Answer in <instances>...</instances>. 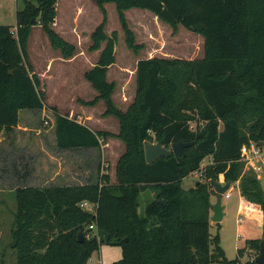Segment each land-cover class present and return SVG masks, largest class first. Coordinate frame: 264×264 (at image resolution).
<instances>
[{
  "label": "trees",
  "instance_id": "1",
  "mask_svg": "<svg viewBox=\"0 0 264 264\" xmlns=\"http://www.w3.org/2000/svg\"><path fill=\"white\" fill-rule=\"evenodd\" d=\"M92 2L103 21L91 36L90 51L100 55L85 78L98 96L83 104L95 107L104 101V116L119 121L117 136L95 132L46 105L41 79L28 62V46L33 29L41 27L64 59L75 56L76 47L55 30L59 0H26L17 12L16 31L0 26V138H11L21 111L50 108L59 150L99 149L101 140L110 137L125 145L116 166V183L104 174L84 186L16 190L10 244L16 264H88L103 245L121 248V258L111 264H242L248 249L259 254L264 240V172L260 179L254 171H245L241 154L245 145L264 142V0ZM108 4L116 7L130 50L137 53L144 46L136 43L126 12L141 9L174 34L182 26L202 36L204 56L140 60L135 99L122 111L113 100L116 85L108 79L119 39L117 31L106 32ZM154 141L168 149L178 142L194 145L186 148L184 156L162 157L149 164L145 145ZM208 157L212 163L201 169ZM198 171L205 181L184 189V180ZM221 180L239 184L244 212L263 220L262 238L247 240L235 260L226 257L220 227L215 236L210 232L212 197H219L215 183ZM147 192L153 198L141 213L139 198ZM84 201L98 205L96 216L80 208ZM93 224L96 231L89 237Z\"/></svg>",
  "mask_w": 264,
  "mask_h": 264
},
{
  "label": "rangeland",
  "instance_id": "2",
  "mask_svg": "<svg viewBox=\"0 0 264 264\" xmlns=\"http://www.w3.org/2000/svg\"><path fill=\"white\" fill-rule=\"evenodd\" d=\"M26 0H0V26H8L16 31L17 12L25 7ZM36 3V0H27ZM108 12V23L106 32L111 35L114 31L119 34L116 46V64L108 73L110 82L115 83L116 88L113 100L116 106L126 111L133 103L136 96V69L138 62L151 58L166 59H200L204 56V39L186 28L180 26L177 34L173 29L165 25L149 11L131 9L126 12L130 29L134 32L136 43L144 47L139 52L130 50L127 46L125 33L119 21L118 13L114 4L106 5ZM57 32L60 36L76 47V54L72 59H64L59 51L52 48L47 35L41 27H35L29 39L28 53L29 64L33 72L38 76L45 74L41 79V91L44 93L45 102L48 107L56 108L61 115H68L80 123L88 126L95 132L104 131L117 136L120 132V124L113 116L105 117L106 105L100 101L95 107L84 105L91 102L98 92L86 80L85 73L92 69L98 61L100 51L92 52V34L103 21V15L98 6L92 0H59L58 3ZM51 62V63H50ZM50 108L43 111L24 110L21 113L22 125L27 129L21 137L28 143V152L36 159L39 156L53 155L61 157L62 185H78L84 183L78 180H70L75 176L83 174L87 167L92 169L94 180L86 183L92 184L102 175L111 177L112 183H116V166L120 157L125 152L124 143L117 137L101 140V147L95 150L69 149L58 151L55 149L56 136L55 116ZM196 128V123L191 124ZM17 133L13 137L18 140ZM7 136L2 137L0 142V155L2 158L13 154L12 149L7 148ZM5 139V140H4ZM152 143H156L155 141ZM264 159V147H261ZM78 159V161H77ZM85 160V161H84ZM38 163V162H37ZM40 164L51 166L53 162ZM38 163V164H39ZM212 163V157H208L202 163L201 169ZM263 167L264 163H260ZM71 166V167H70ZM263 172L260 173V179ZM51 172L47 175L52 176ZM88 172L87 175H89ZM198 171L187 177L183 182V188L188 190L196 185V182H204ZM44 175V173H43ZM35 186H42L44 182L33 181ZM224 183V180H221ZM48 184V183H47ZM58 184V182H56ZM50 185V184H48ZM53 185V183H51ZM86 185V184H85ZM84 186V185H83ZM230 198H223L226 207V217L222 222L224 231L223 247L229 260L238 257V250L246 247V241L262 238L263 229L253 223L246 214L241 211L239 184L231 185ZM2 195V194H1ZM0 195V199H1ZM151 193H142L139 198L140 212H144L147 204L152 200ZM218 196L212 197V203H216ZM211 214H213L211 212ZM240 214L244 221L240 223ZM14 222V211L11 206L4 207L0 204V264H15V252L10 248L12 243V224ZM241 227V231H238ZM252 228V229H251ZM261 229V233H259ZM218 231V224L213 223L210 229L212 236ZM248 231V232H246ZM259 254L255 250L252 253L248 249L241 258L242 264H249L253 257ZM121 248L118 246L103 245L97 251L88 264H111L121 258Z\"/></svg>",
  "mask_w": 264,
  "mask_h": 264
},
{
  "label": "crops",
  "instance_id": "3",
  "mask_svg": "<svg viewBox=\"0 0 264 264\" xmlns=\"http://www.w3.org/2000/svg\"><path fill=\"white\" fill-rule=\"evenodd\" d=\"M56 26H55V30H56ZM58 33L61 34V32H58ZM39 76L42 79V78H45L44 76H46V75L43 73V74H40ZM23 111L20 112L19 124L15 128V131L12 134L11 138L5 137L7 139V143H6L7 148H5V150L12 149V151H14V153L10 154V155H8V153H7L4 158H2V156L0 155V195L2 194L1 199H0V204H2L6 208L11 206V209H13V211H14V222L12 224V228H13L14 223H15V215L17 212V202H16L15 192L21 186L37 187V188H45V187H51V186H83L85 184L86 185L88 184V183H86L88 180H91V181L94 180V177H93L94 175H93V173H91L92 169L90 167H87V169H85V171L83 172L82 175L75 176V178H70V180H78V181H81L84 183H80L78 185H62L61 182L63 180V178H62L63 165H62L61 157L53 156V155H48V156L42 155V156H39L40 157L39 159L38 158L36 159V157H33L32 155H30L28 152V143L21 137L23 132H25L27 129V126L22 125V122H21V113ZM53 127L55 128V123H54ZM16 133H17V135H19L18 140H16L13 137L14 135H16ZM3 136H5V135H3ZM3 136H1L0 142H2L1 140H2ZM55 146H56V143H55ZM55 149L58 151H61L57 147H55ZM88 150H95V149H88ZM40 160H43L44 163L52 161L53 164L51 166H47V168H45V164L39 163ZM77 161H78V159H77ZM51 169H52L53 174H52V176H49V175H47V172H51ZM88 172H90L89 175H87ZM43 173H44V175H43ZM35 180L36 181L39 180V182H44V184L42 186H39V187L35 186L34 185L35 183L33 182ZM56 182H58V184H56ZM47 183L50 185H48ZM51 183H53V185H51ZM221 183H223V182H221ZM223 184H225V183H223ZM239 194H240V204H241L240 213L243 212L244 214H246L243 210V197L241 196L240 191H239ZM225 211H226V207L224 210L223 221L225 220V217H226ZM212 215L213 214H211V217H212ZM240 218H242L241 214H240ZM250 220L253 223L254 222L257 223L258 227L262 229V224H263L262 219L256 218V219H253V220L250 219ZM222 222L217 223V224H219L218 229L220 227L219 234L221 236V246L223 245L222 244L223 243V237L221 235V232L224 231V225H222ZM212 224H213V222L211 221V227H212ZM238 229H239L238 231H241L242 228L238 227ZM261 229H260L259 233H261ZM11 231H12V229H11ZM246 232H248V231H246ZM258 239H261V238H258ZM222 248L224 249L223 246H222ZM224 251H225V249H224ZM250 252L252 253V251H250ZM121 254H122V252H121ZM225 254H226V251H225ZM226 257H227V254H226ZM15 264H16V254H15Z\"/></svg>",
  "mask_w": 264,
  "mask_h": 264
},
{
  "label": "water",
  "instance_id": "4",
  "mask_svg": "<svg viewBox=\"0 0 264 264\" xmlns=\"http://www.w3.org/2000/svg\"><path fill=\"white\" fill-rule=\"evenodd\" d=\"M194 143H184L178 142L172 144L171 148L168 149L164 147L161 143H152L149 142L145 145V153L147 163L151 164L155 160L162 157H171L173 155L177 157H181L185 155L186 148L192 147ZM259 147H264V142H260ZM199 184V183H198ZM230 184H223L221 182L215 183V191L219 195L216 203H214L211 207V212L213 213L211 217V221L213 223H221L224 218V210L225 207L223 205V196L229 190ZM162 206L164 207L165 201H161ZM80 242L84 241L85 235L83 231L79 232ZM256 264H264V240L261 241L260 244V252L259 255L255 258Z\"/></svg>",
  "mask_w": 264,
  "mask_h": 264
},
{
  "label": "built area",
  "instance_id": "5",
  "mask_svg": "<svg viewBox=\"0 0 264 264\" xmlns=\"http://www.w3.org/2000/svg\"><path fill=\"white\" fill-rule=\"evenodd\" d=\"M241 161L244 162L245 164V171H254L260 178V173L263 172V167L260 165V163L262 162L264 163V159H263L262 149L261 147H259L258 144L253 142V143H250L249 145H245L242 148ZM231 193H232V188L230 185L229 190L225 193L223 198L224 197L227 199L230 198ZM97 207H98L97 204L91 203L89 201H84L80 204V208L83 211L91 213L94 216L97 215ZM239 221L240 223H242L244 219L240 218ZM89 230L93 231L92 233H89V237H90L96 231V226L94 224L89 226ZM253 261H255L254 257L251 262Z\"/></svg>",
  "mask_w": 264,
  "mask_h": 264
}]
</instances>
